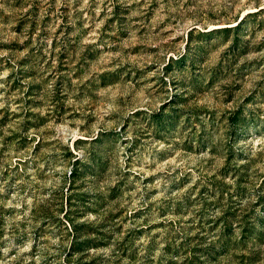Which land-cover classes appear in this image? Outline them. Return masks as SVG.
I'll list each match as a JSON object with an SVG mask.
<instances>
[{"label":"rangeland","instance_id":"1","mask_svg":"<svg viewBox=\"0 0 264 264\" xmlns=\"http://www.w3.org/2000/svg\"><path fill=\"white\" fill-rule=\"evenodd\" d=\"M169 263L264 264V0H0V264Z\"/></svg>","mask_w":264,"mask_h":264},{"label":"trees","instance_id":"2","mask_svg":"<svg viewBox=\"0 0 264 264\" xmlns=\"http://www.w3.org/2000/svg\"><path fill=\"white\" fill-rule=\"evenodd\" d=\"M261 9L259 8V9H257L256 10V12H258V11H260ZM243 17L244 16H242V17H240L237 21H235V24L233 25L234 27H236V26H238L240 23H241V21H242V19H243ZM223 28H228V27H223ZM76 159H78V158H76ZM75 159V160H76ZM76 162H77V160H76ZM74 176H75V172L73 171H69L68 172V178H70V179H73L74 178ZM228 216H230V213H227V211H225V212H222L221 214H220V216L217 218V219H222L221 221H222V224H223V227H222V231L221 232H219L218 233V235L216 236V239H215V241H212L211 243H210V245L211 246H213L214 244L213 243H216L217 244V248L215 249V251L216 252H218L219 254L220 253H224V252H226L230 247H234L235 245H237V243H238V241H235V239H233V240H231V238H230V234H229V232H232V226H231V223L232 222H230L229 220V218H228ZM239 221H237V224H239L238 223ZM225 231V232H224ZM77 234H79V233H77ZM84 233H81V234H79L78 236L80 237V236H82ZM240 238H242L241 236H240ZM89 241H88V239H82V240H80V242H78L79 244H87ZM72 248H74V247H72ZM201 251H202V249H200ZM211 253V252H210ZM209 253V254H210ZM202 255V254H201ZM204 255V254H203ZM169 262L171 263H173V261L171 260V259H169ZM169 263V264H170Z\"/></svg>","mask_w":264,"mask_h":264}]
</instances>
